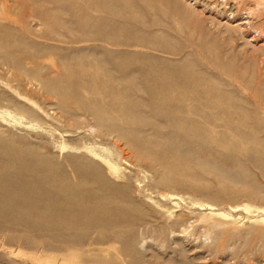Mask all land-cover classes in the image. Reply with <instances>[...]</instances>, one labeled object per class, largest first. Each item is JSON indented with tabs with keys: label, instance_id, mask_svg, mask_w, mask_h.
<instances>
[{
	"label": "rangeland",
	"instance_id": "obj_1",
	"mask_svg": "<svg viewBox=\"0 0 264 264\" xmlns=\"http://www.w3.org/2000/svg\"><path fill=\"white\" fill-rule=\"evenodd\" d=\"M0 264H264V0H0Z\"/></svg>",
	"mask_w": 264,
	"mask_h": 264
},
{
	"label": "bare ground",
	"instance_id": "obj_2",
	"mask_svg": "<svg viewBox=\"0 0 264 264\" xmlns=\"http://www.w3.org/2000/svg\"><path fill=\"white\" fill-rule=\"evenodd\" d=\"M107 83H108V82H107ZM22 161H23V160H22ZM83 175H84L85 177H84V178L82 177L83 179H82V178H81V179H82L83 182H85V184H86V185H85V186H86L85 188L88 189L87 191H92V190L90 189V187H92L91 184H93V185H97V184H98V183H97L98 176L96 175V173H95L94 171H90V170H88L87 172H84ZM95 178H96V179H95ZM11 179H12V178H11ZM8 182H9V181H8ZM107 183H108V182H107ZM8 184H9V183H8ZM14 184H15V183H14ZM40 184H41V183H40ZM78 184H79V183H78ZM10 185H11V183H10ZM16 185H17V184H16ZM89 185H90V186H89ZM8 186H9V185H7V187H8ZM46 186H47V185H46ZM46 186H45V187H46ZM10 187H11V186H10ZM69 187H70V186H69ZM80 187H81V186H80ZM11 188H12V187H11ZM37 188H38V187H37ZM43 188H44V187H42V190H43ZM63 188H64V187H63ZM72 188H73V187H72ZM8 189H9V187H8ZM46 189L49 190L48 188H46ZM52 189H53V190H52V191H53L52 194L55 195L56 197L54 196L53 199L49 200V203L47 202V203L49 204V206L51 207L50 209H53L55 206H57L56 201H57V198H58L59 192H61V190H60L59 188H57V187H54V188H52ZM54 189H55V190H54ZM12 190H13V188H12ZM50 190H51V189H50ZM4 191H7V189L4 190ZM44 191H45V190H44ZM62 191H63V189H62ZM18 192H19V191H18ZM18 192H17V193H18ZM22 192H23V190H22ZM63 192H64V191H63ZM76 192H79V191H74V190H73V192H72L71 194L75 195ZM37 193H38V192H37ZM42 193H43V195H44L45 192H42ZM42 193H41V194H42ZM57 193H58V195H57ZM85 193H87V192H85ZM89 193H90V192H89ZM2 194H3V192H2ZM30 194H31V192H30ZM60 194H61V193H60ZM67 194H68V193H67ZM76 194H77V193H76ZM90 194H91V193H90ZM15 195H16V194H15ZM21 195H22V194H21ZM21 195H20V196H21ZM28 195H29V194H28ZM45 195H46V194H45ZM33 196H34V195H33ZM60 196H61V195H60ZM62 196H63V194H62ZM66 196H67V195H66ZM66 196H64V197H66ZM90 197H91V196H90ZM25 198H26V197H25ZM29 198H30V197H29ZM31 198H32V197H31ZM40 198H41V197H40ZM21 199H23L22 196H21ZM59 199H60V198H59ZM107 199H108V198H107ZM13 200H15L14 203H15L16 205H17L18 203L21 202V200H20L19 197H16V198L13 199ZM13 200H11V201L13 202ZM64 200H65V198H64ZM102 200L104 201V198H103ZM102 200H101V201H102ZM29 201H30V200H29ZM42 201H43V200H42ZM58 201H59V200H58ZM22 202H23V201H22ZM27 202H28V201H27ZM27 202H26V203H27ZM44 203H45V201H44ZM31 204H32V203H31ZM104 204H105V203H104ZM25 205H26V204H25ZM35 205H36V204H35ZM37 205H38V204H37ZM37 205H36V206H37ZM45 205H46V204H45ZM70 205H71V204H70ZM106 205H107V203H106ZM26 206H27V205H26ZM28 206H29V205H28ZM32 206H33V205H32ZM58 206H59V205H58ZM102 206H103V205H102ZM34 207H35V206H34ZM37 207H39V206H37ZM105 207H107V206H105ZM63 208H64V207H63ZM76 209H77V208H76ZM96 209H97V208H96ZM96 209H95V210H96ZM109 209H110V208H109ZM109 209H108V210H109ZM56 210H57V209H56ZM58 210H59V209H58ZM83 211H85V210H83ZM93 211H94V210H93ZM66 212H67V211H66ZM75 212H76V211H75ZM73 213H74V212H73ZM76 213H77V212H76ZM94 213H95V212H94ZM56 214H57V213H56ZM60 214H61V213H60ZM62 215H63V214H62ZM69 217H70V216H69ZM101 217H102V216H101ZM54 218H55V217H54ZM58 218H59V217H58ZM58 218H57V219H58ZM60 219H61V218H60ZM67 220H68V219H67ZM67 220H66V221H67ZM78 220H79V219H78Z\"/></svg>",
	"mask_w": 264,
	"mask_h": 264
}]
</instances>
